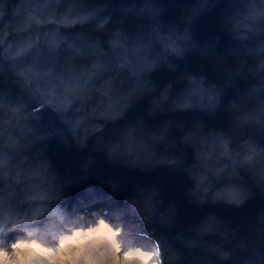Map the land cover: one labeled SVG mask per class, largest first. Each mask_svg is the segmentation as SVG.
Returning <instances> with one entry per match:
<instances>
[{"label": "clouds", "instance_id": "9594fccd", "mask_svg": "<svg viewBox=\"0 0 264 264\" xmlns=\"http://www.w3.org/2000/svg\"><path fill=\"white\" fill-rule=\"evenodd\" d=\"M206 21L216 30L202 38ZM52 141L89 153L78 179L100 174L102 157L130 172H183L198 208H242L264 192V0H0V264H44L38 245L110 224L97 216L85 228L69 212L77 178L54 168ZM126 204L110 224L122 264H264V215L247 228L215 213L183 225L159 185L138 186Z\"/></svg>", "mask_w": 264, "mask_h": 264}, {"label": "water", "instance_id": "95a60500", "mask_svg": "<svg viewBox=\"0 0 264 264\" xmlns=\"http://www.w3.org/2000/svg\"><path fill=\"white\" fill-rule=\"evenodd\" d=\"M215 30L216 27L212 21L202 22L198 26V32L202 38L211 35ZM198 64V61L194 62L191 68L195 70ZM209 75L215 74L210 71ZM154 78L162 85L171 78V74L162 70L155 73ZM144 106V104L136 106L128 114L126 122L132 121L138 112L143 111ZM158 122L157 120L152 123L155 125ZM216 123L217 125H222L223 117L218 118ZM48 155L54 168L61 176L77 178L73 184L65 189L64 204L69 212L75 210L79 214L80 212H90L97 208L102 214L115 218L113 213L128 207L126 198L134 195L138 186L150 187L159 185L162 188V197L165 204L176 203L180 206L179 222L183 225H191L198 222L208 213H215L218 217L233 225L247 228L258 217L264 215V192L258 190H254L253 197L239 209L223 205L198 208L186 199V192L191 186V181L181 171L157 169L150 173L130 172L126 169L103 163L102 157H97L100 161V174L94 171L86 179H78L81 176L78 164L89 153L81 152L72 143L65 145L59 141H52L48 146ZM186 158L191 159V150H186ZM107 178L120 182V189L117 193L111 192L110 186L106 183ZM124 220L129 224L138 223L135 217L128 215L124 216ZM16 235L18 234L9 236V240L15 239Z\"/></svg>", "mask_w": 264, "mask_h": 264}, {"label": "rangeland", "instance_id": "374dc122", "mask_svg": "<svg viewBox=\"0 0 264 264\" xmlns=\"http://www.w3.org/2000/svg\"><path fill=\"white\" fill-rule=\"evenodd\" d=\"M90 212L91 216L84 212L79 213L83 217L82 226L85 228L95 225L97 216H103L110 224L117 223L115 218L102 215L97 208ZM110 224L101 223L94 230L85 229L58 248L38 245L36 254L44 264H87L89 260H94L96 264H122L125 248L116 240L110 239L112 232ZM8 251H11L10 247ZM20 256H24V250H21Z\"/></svg>", "mask_w": 264, "mask_h": 264}, {"label": "bare ground", "instance_id": "6f19581e", "mask_svg": "<svg viewBox=\"0 0 264 264\" xmlns=\"http://www.w3.org/2000/svg\"><path fill=\"white\" fill-rule=\"evenodd\" d=\"M89 216H91L92 215V212H86Z\"/></svg>", "mask_w": 264, "mask_h": 264}, {"label": "trees", "instance_id": "16d2710c", "mask_svg": "<svg viewBox=\"0 0 264 264\" xmlns=\"http://www.w3.org/2000/svg\"><path fill=\"white\" fill-rule=\"evenodd\" d=\"M96 214V213H95Z\"/></svg>", "mask_w": 264, "mask_h": 264}]
</instances>
